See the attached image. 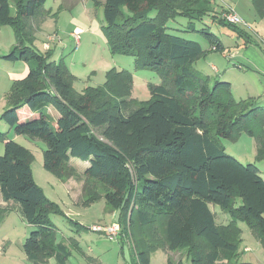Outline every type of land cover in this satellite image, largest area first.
Listing matches in <instances>:
<instances>
[{"label": "trees", "instance_id": "16d2710c", "mask_svg": "<svg viewBox=\"0 0 264 264\" xmlns=\"http://www.w3.org/2000/svg\"><path fill=\"white\" fill-rule=\"evenodd\" d=\"M47 1L0 0V27L10 26L15 42L1 58L28 66L25 78L11 84L0 120L15 135L46 145L45 171L61 182L82 180L83 206L103 199L118 213L119 235L129 238L139 264H148L149 251L161 245L185 251L190 264H249L237 260V223L264 247V172L228 155L221 140L252 138L255 162L264 161V110L253 99L235 100L229 83L194 71L209 52H223L214 34L200 30L206 50L166 25L209 17L245 41L247 34L219 18L210 0H104L101 31L110 52L130 55L135 69L155 71L161 82L149 86L148 101L137 102L130 99V76L111 70L102 87L78 94L75 77L61 59L52 60V49H34ZM252 5L264 18V0ZM188 30L196 32L191 25ZM22 110L34 117L23 119ZM0 143L1 198L17 206L32 228L23 254L29 264H67L70 248L57 241L50 220L63 214L35 183L32 155L3 133ZM71 159L88 167L79 174ZM210 205L230 221L218 225ZM167 264H173L170 258Z\"/></svg>", "mask_w": 264, "mask_h": 264}, {"label": "rangeland", "instance_id": "374dc122", "mask_svg": "<svg viewBox=\"0 0 264 264\" xmlns=\"http://www.w3.org/2000/svg\"><path fill=\"white\" fill-rule=\"evenodd\" d=\"M10 1L12 3V0ZM210 1L213 9L220 14L219 18L224 21V9L230 8L234 11L243 22L238 28L245 32L253 42L244 44V38L236 36L226 28L214 26L209 17L201 22L193 20L190 23L183 18H177L175 22H169L166 27L169 31L187 40L201 44L203 48H206L207 44L200 34V30L207 28L210 33L214 34L223 44L224 50L223 52H213L212 54L219 61L217 66H222L224 69L220 70V73L216 75L209 68V57L207 60L204 57L194 66V71L196 73L202 72L212 79L226 82V80H232L231 74L225 73L226 68H232L233 66L231 65L234 64L239 66L237 63H232L231 58H228L237 48L240 50L238 54L240 56L246 55V58H249L251 62H253L252 56L256 54L264 61V18H260L256 14L252 0ZM63 3L68 4L66 0ZM86 3H88L86 9L91 12L90 15L87 14L88 18L93 21V26L99 28L104 22L103 6H95L90 1H86ZM60 4V1H48L44 8H51L54 12H57V7ZM221 8L223 9L222 11ZM78 9H80V6ZM82 14L80 19H85L86 13L83 11ZM154 14V12L151 13L150 17H154ZM70 18L68 11L59 14L56 18V23L54 21L50 22L51 29L49 32L57 31L54 34L57 36H54L56 41L52 44L50 42L53 51L52 60L57 59L59 61L61 59L68 71L76 78L72 83L73 89L78 94H82L85 89L102 87L105 83L107 72L113 70L116 73H125L130 76V99L137 102L148 101L150 98L149 86L158 85L161 82L158 74L152 70L135 69L134 58L130 55L111 53L102 35L95 34L92 30L84 34L75 32V26L70 21ZM190 25L195 27L196 32L188 30ZM87 29L89 28L87 27ZM40 33L36 31L35 35ZM71 34L78 36V44L70 37ZM43 35L45 34L43 33ZM0 42L5 44L14 42V35L10 26L0 27ZM43 42L44 39L37 36L33 43L34 49L41 54L48 51L43 47ZM246 48L249 49L245 51ZM0 64L6 67H0L1 99L10 88L7 76L12 73V65H18L16 67L20 65L21 67L27 65V63L23 61L11 63L2 61L0 58ZM241 66L243 69L246 66L248 69L256 70L253 65L243 64ZM235 70L236 72L234 73L238 74L239 70L236 68ZM258 71L261 73L260 70ZM248 75L246 76L247 78H243L240 75L237 79H233L237 88L241 89L244 81H247ZM222 77L224 79H221ZM233 95L237 99L239 93L235 92ZM0 133H3L7 139L12 140L30 152L32 155L31 171L36 184L41 188L46 199L55 204L62 212L63 216L51 215L50 220L57 228L58 242L63 241L70 248L71 256L68 259V264H139L135 256L134 246L128 237L118 235L117 238L110 239L103 232L104 229L113 223L117 224L118 213L106 208L103 199L89 206H83L81 204L83 199L81 198L80 201L79 197L81 193L83 194L82 180L71 179L73 180L71 183L63 186V182L43 169V152L46 149V145L43 142L15 135L13 129L2 120H0ZM221 142L226 148L228 155L238 159L241 163H254L261 172L264 171V163L255 162V143L252 138L243 135L236 142L225 140H221ZM2 153L3 143H0V155ZM0 199L2 200L1 194ZM9 207L12 208L6 209L0 206V247L7 246L6 250L0 253V264H29L23 254L22 245L32 228L26 224L17 207L14 209L13 204ZM210 210L214 213L218 225H226L230 221L229 216L223 214L217 206L210 205ZM237 226L239 229L237 260L249 264H264L263 245L245 223L238 222ZM93 227L97 229L94 230ZM169 258L173 264H178L179 262L180 264H190L189 259L185 256V251L170 252L162 245L149 251L148 264H167Z\"/></svg>", "mask_w": 264, "mask_h": 264}, {"label": "crops", "instance_id": "0c3cea01", "mask_svg": "<svg viewBox=\"0 0 264 264\" xmlns=\"http://www.w3.org/2000/svg\"><path fill=\"white\" fill-rule=\"evenodd\" d=\"M48 1H55V2L60 1L61 4L57 7L58 8L57 12H54V10H52L51 8L45 9L43 7L44 13L48 12V17L45 18L44 20H42L39 23L37 32H41V33L35 35V40H36L37 36L38 37H42L44 39V42L42 43L44 48H45V46H44L45 43L49 42L50 39L53 38V40L50 41L51 44H52L53 42L56 41V37H57L56 35H54L57 31H54L53 33L49 32L50 29H51V27L49 25V24H51L50 22L54 21L56 23L57 16L59 14L63 13V12H66V11H68L69 14H70V17H71L70 21L75 26V29H76L75 32L80 33V34H84V33H87L89 30H92L93 33L103 36L102 31H101L102 25L99 26V28H97L96 26H93V21L91 20V18H88V16H87V14H89V15L91 14V12L86 9V6H88V3H86V1H89V0H66L68 2L67 5L65 3H63L65 0H48ZM103 1L104 0H98V2L100 3L99 5H102ZM79 6H80V9H78ZM218 9H220V8H218ZM83 11L86 13V18L85 19H80V15L82 14ZM82 16H83V14H82ZM87 27L89 29H87ZM43 33L45 35H43ZM54 36H56V37H54ZM70 37H71V35H70ZM247 41H248V43L249 42H251V43L253 42V40L251 38H248ZM247 41L244 40V44H247L246 43ZM14 45H15V42H11L9 44H5L3 42H0V58L2 56H4V55L8 54L10 52V50L13 48ZM51 47H52V45L50 46V49H51ZM204 49L207 50L208 47H206ZM248 49L249 48H246L245 51H247ZM238 52H240L239 48H237V50L234 53H232V54H230L228 56L229 59L230 58L232 59L231 60L232 63H237L239 66L234 64V65H231V66H233L232 68L231 67L226 68V70H225L226 72L225 73H229L232 76V80H226V82L228 81L227 83L230 84L232 94L235 93V92L239 93V96H238L237 99L233 95L235 100L240 101V100H245V99H253L256 102V104L260 108H262L264 110V61L256 54V55L252 56L253 62H251V60L249 58H246V55H244V56L241 55L240 56L238 54ZM212 53H213V51L209 52L205 56V58L207 60L208 57H209V60H208L209 61L208 62L209 68H210V70L213 73L218 75L220 73V70H222L224 68H222V66H217L219 61L213 57ZM53 60L57 61V59H53ZM2 61H5V60L2 59ZM198 62H200V60ZM196 64H195V66H196ZM243 64H245V65H253V67L256 70H253L252 68H249V69H251V70H249L246 66H244L245 69H246L245 70L241 66ZM12 66H13L12 70H11L12 73L10 74V76H7V81H8V83H10V86H11V84L13 82L24 79L26 74H27V72H28V66L27 65H24V66H21V67H20V65H19V67H16L18 65H16V66L12 65ZM0 67L6 68V67L2 66V64H0ZM235 68L237 70H239L238 74L234 73V72H236ZM258 70H260L261 73ZM200 74L204 75L202 72H200ZM239 74L243 78H247L246 76H247V74H249L248 75V79H247L248 82L245 80L244 83H243L244 85L241 86L242 90L240 88H237L236 85L233 82L234 81L233 79H237V77H240ZM204 76H207V75H204ZM221 79H224V77H222ZM9 90H10V88H9ZM9 90L7 92H5L3 97L0 99V115L2 114V112L7 107L6 97H7V94L9 92ZM21 113H22L23 119H25V120L34 117V115H25V111L24 110H22ZM47 113L54 120L58 117L57 113L51 107L47 108ZM254 156H255V150H254ZM262 162L264 163V161H262ZM69 163L76 170V172L79 173V174H82L84 172V170L88 167V163H86V162L81 163V162H79V160L77 161L75 159H71ZM262 172H264V171H262ZM72 181L73 180L69 179L66 182H63L62 185L63 186L64 185L67 186ZM37 186H38V184H37ZM79 197H80V201H81L82 193H81V195ZM77 202H78V199H77ZM11 205H12L11 202L6 203V202H4L3 200L0 199V206L2 208H9L10 209V208H12V207H9ZM16 207L17 206L14 205L13 208L15 209ZM223 216L225 217V215H223ZM215 221H216V219H215ZM57 241H58V235H57ZM6 247H7L6 245H4L2 247L3 252L6 250ZM51 261L53 263V260H50L49 262L51 263Z\"/></svg>", "mask_w": 264, "mask_h": 264}, {"label": "built area", "instance_id": "2783aa9c", "mask_svg": "<svg viewBox=\"0 0 264 264\" xmlns=\"http://www.w3.org/2000/svg\"><path fill=\"white\" fill-rule=\"evenodd\" d=\"M224 17H225V21L231 25L240 26L243 24V22L239 18V16L234 11H232L230 8H225V16ZM71 38L74 40V42L76 44L79 43V38L77 35L71 34ZM52 40H53V38L50 39V41H52ZM49 42L45 43V45H44L46 49H48L50 47ZM93 229L95 230L97 228L93 227ZM103 232L106 233L110 239H114V238L118 237L120 229L116 223H113L112 225H110L106 229H104ZM2 252H3L2 247H0V253H2Z\"/></svg>", "mask_w": 264, "mask_h": 264}]
</instances>
